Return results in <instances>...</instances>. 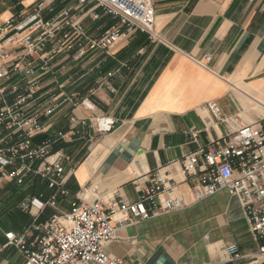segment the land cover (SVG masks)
<instances>
[{"label": "crops", "instance_id": "obj_1", "mask_svg": "<svg viewBox=\"0 0 264 264\" xmlns=\"http://www.w3.org/2000/svg\"><path fill=\"white\" fill-rule=\"evenodd\" d=\"M153 2L160 37L154 40L135 31L109 50L76 58L74 47L47 60L22 58L14 49L5 62L0 48V67L19 65L11 83L25 85L36 78L26 113H37L43 130L32 137V147L54 139L49 160H61L69 192L37 214L23 204L40 193L47 199L53 191L46 181L29 173L19 184L7 175L12 167L0 172V264H23L7 232L62 215L84 187L87 199L106 207L134 202L159 170L176 181L161 198L179 197L184 206L146 220L131 216L127 222L116 213V235L104 246L110 257L121 264H199L223 258L231 243L246 258L257 251L239 199L221 190L195 201V181L182 173L180 160L240 125L264 121V0ZM90 6L80 0H0V30L9 32L10 19L36 13L53 18L69 9L75 19L84 13L83 26L98 36L112 20L101 9L94 10L100 16L94 20L85 12ZM29 62L35 65L33 75L27 74ZM83 99L94 103V114L115 119L113 131L98 134L92 128L93 113L80 105ZM209 101L217 102L225 121L203 108ZM7 141L16 144L20 138L14 134Z\"/></svg>", "mask_w": 264, "mask_h": 264}, {"label": "built area", "instance_id": "obj_2", "mask_svg": "<svg viewBox=\"0 0 264 264\" xmlns=\"http://www.w3.org/2000/svg\"><path fill=\"white\" fill-rule=\"evenodd\" d=\"M91 5L85 12L99 19L95 9H101L112 23L98 36H91L82 23V16L74 18L71 10L65 9L53 18H44L39 13L21 21L10 19L7 22L9 32L3 35L0 30L1 57L9 61L11 51L19 49L22 58L41 55L42 60L56 54L65 53L77 47L76 58H82L89 51L109 50L115 44L135 31L147 35L149 40L160 38L155 31L156 11L153 0H80ZM210 59L209 56H205ZM28 75L35 73V65L29 62ZM19 69L15 64L0 67V172L8 171V177L19 184L24 183L29 173H34L46 181L52 194L33 197L23 204L25 209L35 210L38 214L46 206H56L59 196L67 195L65 188V167L61 160L50 161V146L53 138L43 144L32 147V137L43 130L38 115H28L26 106L35 98L36 78L11 83L13 73ZM112 75V73H109ZM16 95L10 101L9 95ZM93 113L91 126L98 134L114 130L116 121L108 115L94 114L95 105L88 99L80 104ZM220 121V107L216 101L203 105ZM86 124V121H82ZM18 134L20 141L8 144V138ZM196 136V132H192ZM63 137L62 132L57 133ZM182 173L187 179L195 181L193 197L201 201L227 190L236 196L243 208L248 225L258 241L257 251L248 258L240 252L237 243L225 248V256L218 260L199 264H264V121L257 124H244L235 131L213 141L208 148L183 155L180 160ZM176 181L168 172L154 173L153 185L141 190L134 202L120 200L106 207L97 200H89V192L84 187L70 209L62 215L40 223L37 221L24 226L19 232L5 234L8 243L21 253L23 264H121L110 257L104 246L111 241L117 231L113 216L120 213L124 221L131 216L142 220L152 215L176 211L184 204L181 198L161 194L168 188L173 191Z\"/></svg>", "mask_w": 264, "mask_h": 264}]
</instances>
